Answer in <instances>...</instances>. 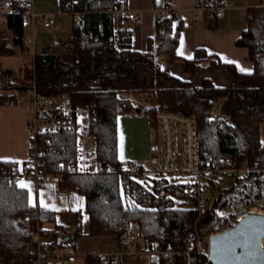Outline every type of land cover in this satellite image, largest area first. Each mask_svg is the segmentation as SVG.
Returning <instances> with one entry per match:
<instances>
[{
    "label": "trees",
    "instance_id": "16d2710c",
    "mask_svg": "<svg viewBox=\"0 0 264 264\" xmlns=\"http://www.w3.org/2000/svg\"><path fill=\"white\" fill-rule=\"evenodd\" d=\"M15 5L19 13L9 15L6 20L12 40H0V56L14 55L16 46L26 50L23 14L29 8L18 1ZM119 6V0H61L63 11L79 13L73 37L60 45L59 52L33 56L34 80L40 95L69 93L75 105L92 108L98 157L106 170L82 174L69 168L78 146L77 136L72 132L43 133L35 138L44 151L39 155V168L60 173L58 182L62 189L85 195L91 236H117L121 241L125 229L134 222L142 235L164 239L182 250L189 243L198 218L195 199L152 209L141 206L123 190L122 177L117 172L118 120L121 115L137 112V107L134 101L120 95L145 93L155 97L158 104L144 110L152 127L159 110L195 117L201 150L220 167H229L228 160L232 159L237 165L248 160L264 168V5L249 9L247 29L236 42L248 48L253 73H240L234 65L202 49L193 59H182L189 73L207 65L221 73L233 74L230 88L216 87L209 79L201 87H195L172 75L154 53L133 50L132 32L115 27L114 11ZM175 21V14L159 17L155 38L157 53L168 54L171 60L180 59L176 48L182 23L175 25ZM31 86L4 82L0 86V107L12 104L19 92ZM219 100L223 103L224 117L213 118L212 108ZM61 161L65 164L61 165ZM26 163L0 161V264H37L30 231L38 227L54 249H61L68 242L67 227H46L56 221L55 212L33 207L28 190L19 186L17 168L24 165L28 170ZM211 185L215 188L216 182ZM208 218L198 223L201 235L208 233ZM80 227L78 224L76 234L81 233ZM101 260V255L90 254L86 264H99ZM176 264H183L181 256Z\"/></svg>",
    "mask_w": 264,
    "mask_h": 264
},
{
    "label": "built area",
    "instance_id": "2783aa9c",
    "mask_svg": "<svg viewBox=\"0 0 264 264\" xmlns=\"http://www.w3.org/2000/svg\"><path fill=\"white\" fill-rule=\"evenodd\" d=\"M20 2L29 10L23 14V22L27 23L34 15L31 13L30 0H0V24L6 22L11 14H18ZM230 7L229 0H194L195 17L202 13L210 18L224 19ZM118 14L117 25L129 28V21L139 18L134 12H127L124 6L115 11ZM79 15V13H75ZM49 22L45 26H49ZM26 37L25 43L32 41ZM161 62L163 54H155ZM26 96L30 100V119L27 124L31 140L30 159L19 165L18 181L31 178L37 182L53 181L61 177L39 168L40 150L35 138L39 134H59L72 132L77 136L78 146L75 160L69 168L82 174H97L105 169L100 162L97 150V136L93 130L94 113L89 105L80 106L73 103L69 93L40 95L34 82ZM17 94L13 103H18ZM1 109V107H0ZM150 156L144 160H120L117 172L122 177L123 190L139 202L141 206L160 209L177 206L179 201L195 199L198 218L190 241L182 250L176 249L164 239H151L142 235L139 230L129 225L121 238L122 248L116 252L101 255L99 264H176L181 256L183 264H212L210 258V241L215 235L228 232L243 219L252 214L264 215V168L244 160L240 165L229 159V167L223 168L215 163L213 157L201 150L200 135L196 119L179 112L159 110L156 124L153 127ZM65 162L61 161V165ZM227 176V184L222 186L213 181ZM188 175L187 182H182L180 175ZM219 191L215 199L207 193ZM205 217L208 233L200 234L198 223ZM36 245L37 264H71L75 256L72 246L54 249L50 240L44 237L39 227L30 231ZM264 249V237L261 240ZM114 257V259H111Z\"/></svg>",
    "mask_w": 264,
    "mask_h": 264
},
{
    "label": "crops",
    "instance_id": "0c3cea01",
    "mask_svg": "<svg viewBox=\"0 0 264 264\" xmlns=\"http://www.w3.org/2000/svg\"><path fill=\"white\" fill-rule=\"evenodd\" d=\"M31 13L34 15L29 22L24 23L26 37L32 41L25 43L26 51L36 53L59 52L60 45L69 42L73 37L74 27L79 23V15L65 12L61 0H30ZM127 12L136 13L139 20L129 21L132 32V49L138 52L157 53L155 41L157 20L159 17L175 14V25L182 23L180 40L176 54L180 59L171 60L165 56L162 65L168 68L172 75L201 87L205 79H209L216 87L230 88L234 82L233 74L221 73L203 66L195 73L185 69L182 59H193L200 49L208 55H215L223 62L232 64L240 73H253L254 63L249 50L236 44L248 26V11L250 8L261 7L264 0H229L230 7L224 19L210 18L202 13L195 17L194 0H119ZM115 27L118 14H115ZM49 26H45L46 22ZM5 24L6 22H2ZM125 29V28H124ZM10 32V31H9ZM11 33V32H10ZM151 40L153 43H151ZM33 60V57H32ZM34 67V65H33ZM35 80L33 79L32 86ZM31 86V88H32ZM29 90L19 92L18 103H12L0 109V161L24 163L30 159L31 140L27 124L30 119V100L26 96ZM147 118V119H146ZM137 116L134 113L124 114L118 120L119 158L120 160H144L150 156V145L154 128L149 115ZM28 190L30 204L36 208H44L55 212L56 221L46 224L47 228L55 226L67 227L73 240H68L65 246H72L75 251L73 260L84 258L90 254L103 255L116 252L122 248L117 236H91L90 216L86 211L87 202L84 194L73 189H62L58 179L37 182L31 178L20 179ZM80 221V222H79ZM80 224L81 233L76 234ZM62 249H64L62 247ZM153 264H157L153 260Z\"/></svg>",
    "mask_w": 264,
    "mask_h": 264
},
{
    "label": "water",
    "instance_id": "95a60500",
    "mask_svg": "<svg viewBox=\"0 0 264 264\" xmlns=\"http://www.w3.org/2000/svg\"><path fill=\"white\" fill-rule=\"evenodd\" d=\"M263 237L264 215L248 216L230 231L211 238L209 250L212 264H264ZM70 239L73 240L74 235L65 236V240Z\"/></svg>",
    "mask_w": 264,
    "mask_h": 264
},
{
    "label": "rangeland",
    "instance_id": "374dc122",
    "mask_svg": "<svg viewBox=\"0 0 264 264\" xmlns=\"http://www.w3.org/2000/svg\"><path fill=\"white\" fill-rule=\"evenodd\" d=\"M12 40L11 33L8 31L5 24H0V40ZM33 52L24 51L21 47H15V54L11 56H0V86L3 85L4 82H17L23 86H31L34 79V67H33ZM122 98L131 99L135 102L136 107L141 112H135L134 114L137 116L147 117V113L144 111L147 108H151L158 104V101L155 97L145 94V93H123L120 95ZM222 101H215L212 108V116L215 117H224L222 114ZM147 119V118H146ZM230 173H226L220 177L219 181H215L222 186H229L227 184V176H230ZM182 182L189 181L188 175H180L179 176ZM219 191L213 193H207L209 198L215 199ZM134 229L138 230L137 223H131ZM84 258H80L78 260H73L72 264H84Z\"/></svg>",
    "mask_w": 264,
    "mask_h": 264
},
{
    "label": "snow or ice",
    "instance_id": "6c2138e0",
    "mask_svg": "<svg viewBox=\"0 0 264 264\" xmlns=\"http://www.w3.org/2000/svg\"><path fill=\"white\" fill-rule=\"evenodd\" d=\"M21 187H26L23 183H21ZM247 247V246H245ZM248 255H251V253H247Z\"/></svg>",
    "mask_w": 264,
    "mask_h": 264
}]
</instances>
